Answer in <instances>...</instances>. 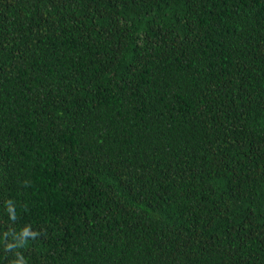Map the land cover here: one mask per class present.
I'll return each mask as SVG.
<instances>
[{"label":"trees","instance_id":"trees-1","mask_svg":"<svg viewBox=\"0 0 264 264\" xmlns=\"http://www.w3.org/2000/svg\"><path fill=\"white\" fill-rule=\"evenodd\" d=\"M0 264H264V0H0Z\"/></svg>","mask_w":264,"mask_h":264}]
</instances>
